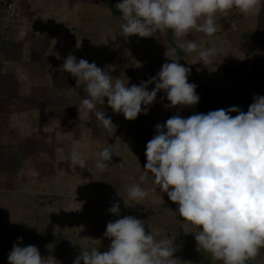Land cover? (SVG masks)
Here are the masks:
<instances>
[{"label": "rangeland", "instance_id": "374dc122", "mask_svg": "<svg viewBox=\"0 0 264 264\" xmlns=\"http://www.w3.org/2000/svg\"><path fill=\"white\" fill-rule=\"evenodd\" d=\"M91 1L94 6L83 7L80 9L82 13L80 10H74L70 4L62 5L59 2L60 8L55 7L50 22L42 19L45 13L40 11V6L37 7L45 0H0V39L10 38L17 31L22 35L18 45L20 57L12 59L17 62H12V69L9 70L5 61L0 59V191L8 190L14 185L21 187L25 183L31 185L34 192L44 191L45 196L60 195L64 199H56L53 204H64L68 207L67 211H62L61 214L52 212L57 215L58 220L48 222L47 218H43L39 227L43 235L62 239L59 253L57 247H50V250L48 248V251L56 250L57 254L51 255L55 256L53 258L57 261L56 264L64 262L61 259L64 251L70 255L67 260H74L81 249L90 251L97 248L100 252L106 251L110 245V240L103 235L106 225L124 215L143 220L146 231L157 234L158 239L172 235L174 246L177 248L174 253L176 264H222L221 261L213 260L209 254L197 251L194 234L184 232L187 229L175 211L177 205L168 199L166 193L160 192L153 183L151 174L141 185L148 191L147 198L142 204L126 206L131 203L127 189L138 182V177L143 171L146 164V143L156 134L155 125L164 123L173 114L164 108L154 114L150 107L147 114H142L146 120L144 126L150 130L148 131L140 128L139 116L134 120H126L122 113H113L105 98L102 110L111 118L115 131L105 129L94 116L89 122L79 119L75 104L85 98L86 94L83 93V85L78 86L76 78L60 70L64 60L71 54L77 60L83 58L89 63L94 62L105 74H109L107 70L110 71L111 68L107 60L114 57L113 54H119L115 48L112 49L111 45L108 46L104 42L106 34L87 27L89 20L86 16L91 15L89 12L102 14L103 21L108 19V12L104 13L108 0ZM228 13L224 16L230 23H234L236 19L244 21L250 18V14L242 15L235 9ZM217 22L222 21L217 18ZM121 23L116 18L113 25L116 30L114 39L120 45L124 40L120 35ZM234 25L244 33L242 38L246 42L243 46L231 44V52L225 55L227 59L222 61L216 55L208 66L200 62L194 68L197 83L208 84L210 90L217 94L214 105L205 107L200 90L196 87L195 91L200 99L195 106L182 107L181 110L188 111L187 114H182V117L232 106L245 111L253 102L254 95H264V47L259 48V52H253L251 43L250 50L247 51L248 43L256 42L262 28L258 26L254 30V25L249 30L248 25L243 22H236ZM221 29L223 27L217 26V30ZM164 35L166 33L159 39H163L165 45L169 44L170 39H165ZM131 37L141 41L144 39L149 55H159L161 47L157 37ZM199 37H194V41L200 44ZM263 37L264 34L257 41ZM208 39L210 37L202 40L203 46L209 47L206 45ZM211 44L216 47L218 41L211 40ZM172 45L173 43L170 44L171 48ZM130 47H134L133 44ZM154 59L155 57L152 60ZM188 78L189 83L194 82L190 80V76ZM129 79L130 82L127 81ZM123 81L131 86L137 85L138 80L128 76ZM46 85L51 90L46 89ZM65 91L68 95H65ZM164 96L161 91L160 99ZM164 102L169 103L167 100ZM75 143L82 146L89 158L85 168L77 167L73 171L69 168L68 157ZM109 146L113 154L107 162V170L104 173L89 171L88 168L93 167L96 153ZM75 174L82 178L81 182L79 181L82 194L78 183L73 180ZM115 202L120 205V216L108 211ZM40 214L36 213L38 216ZM33 228L35 226L19 227L24 229L23 231H31ZM63 234L66 235L63 237ZM168 239L171 240L170 237ZM254 264H264V248L260 250Z\"/></svg>", "mask_w": 264, "mask_h": 264}, {"label": "clouds", "instance_id": "9594fccd", "mask_svg": "<svg viewBox=\"0 0 264 264\" xmlns=\"http://www.w3.org/2000/svg\"><path fill=\"white\" fill-rule=\"evenodd\" d=\"M116 7L122 14L120 35L125 39L157 37L171 30L176 46L166 50L170 62L163 63L155 76L131 86L105 74L94 62L67 56L60 70L76 78L86 94L75 104L79 119L89 122L94 116L109 131H115V125L102 110L105 98L113 113H122L126 120L147 114L160 91L169 102L165 109L195 106L200 99L197 85L188 82L191 70L179 63L177 49L196 53L197 61L206 66L217 50L184 38L192 32L212 37L217 32V14L233 9L242 15L259 14L264 0H119ZM150 84L154 87L148 90ZM233 112L237 114L232 116ZM155 132L146 143V164L138 182L127 189L131 203L126 206L142 204L147 198L148 191L141 185L151 174L160 192L177 205L184 232L194 234L197 251L222 264L254 260L264 248V95H254L246 112L237 106L187 118L177 112L157 123ZM112 154L110 146L104 147L88 170L104 173ZM88 158L79 143L73 144L69 168H85ZM108 211L120 216L119 203ZM103 235L110 240L106 251L81 249L73 264H176L174 239H155L144 221L132 215L109 221ZM21 240L18 237L13 244L8 264H56L35 245L19 246Z\"/></svg>", "mask_w": 264, "mask_h": 264}, {"label": "crops", "instance_id": "0c3cea01", "mask_svg": "<svg viewBox=\"0 0 264 264\" xmlns=\"http://www.w3.org/2000/svg\"><path fill=\"white\" fill-rule=\"evenodd\" d=\"M27 1L33 2V0H27ZM34 1H36V0H34ZM59 2H61L62 5L63 4H65V5L70 4L69 6L74 7V10H80L87 5L90 6V8H92L94 6L93 2L91 0L90 1H87V0H45V2H41L37 6V7L40 6V11H42L46 14V16L44 14V16L42 18V19H44V21L48 20L51 22L52 14L54 12L55 7L60 8L58 5ZM65 2H67V3H65ZM118 2H119V0H113V7L115 9H118L116 7V4ZM110 3H111V0H108V2L105 4L106 12H104V13L108 12V14H107L108 19L106 21H103L104 19H102L103 18L102 14L98 13L97 15H95V12H89V14H91V15L86 16L89 20L87 27H90V28L92 27V29L95 28V29H97L96 30L97 32L99 30H101L100 31L101 34L102 33L106 34V38H105L104 42H106V44L108 46L111 45L112 49L115 48V50H117L119 53L118 56L113 54L114 57L112 56L110 59L107 60L108 64H110L109 67L111 68L110 71L107 70V73L110 72L109 74L112 76V78L117 77L119 79H121L122 75H123V78L121 80H123L125 77H128V76H130V78L136 77L138 80L137 85H139L141 81H147L150 77L155 76L156 73L160 70L161 65L163 63L170 62V60L165 56V52L167 49L171 48L170 44L173 43L172 47L176 46V40L173 36L172 31L168 30V31L164 32V33H166V35H164V38L166 39L168 37L170 39V41H168L169 44L165 45L164 40L159 39V37L164 33H160L157 37L158 42L160 41V47H161V50H160L158 56H151L147 53L148 49H147V46L144 45V41H143L144 39L141 41V39L137 40L136 38L131 37V36L128 37L127 39H125L123 37L124 38L123 44L120 45L114 39V34H116L115 33L116 30H115V27L113 25H114V21L116 18H117V20H120V22H122V20H121L122 14L114 13L113 10L109 6ZM43 4H45V5H43ZM75 5H77V7ZM78 6H79V8H78ZM31 7H32V9H34L33 5ZM80 12L82 13L83 11L80 10ZM93 15H94V17H93ZM224 15L225 14H217V18H219L222 22L216 23L217 26L220 25L221 27H223V29L217 30V32L215 33L214 36H212V37H210V39L206 40L207 41L206 45L209 47H214L213 44H211V40L214 41V39H215V41L216 40L218 41V44L215 47L217 50L216 55H218L222 59V61L224 58H226L225 55L229 54L231 52V44H233L234 46H237V45L243 46V43L246 42L242 38V34H244V33L242 31H240L238 29V27H236L234 25L236 22L245 23L246 25H248L247 27L249 30L252 29V27L254 25H255L254 30H256L258 26L260 28H262L261 33H259L258 38H256V40H255L256 42H249L248 43L247 51L250 50L249 46L251 45V43H252V47H253V49H252L253 52H255V51L259 52L261 47L263 49L264 37L260 41H257V40L259 39V37L262 34H264V8L261 9L259 14H250V18H248L244 21L242 19H236L234 21V23H230V21H228L226 19L227 17H225ZM242 18L244 19V17H242ZM259 19L261 22L259 21ZM110 20L112 22H109ZM198 35L200 36L198 38L200 45L202 47H206V46H203L202 40H205V38H208V37L205 36L203 33L192 32L187 37H185L184 40L185 41H187V40H193L194 41V37H196ZM2 39H5V38L2 37L0 39V59L5 61L8 69L10 70V68L12 69V66L16 62V60H15V62H13L12 59H16V58L20 57V55L18 54V50H19L18 45H19V41L22 40V35L20 36L19 31H17V33H15V32L13 33L12 37L7 38L3 41H2ZM111 39L113 41H111ZM131 44H133L134 47H130ZM260 44H261V46H259ZM179 52L182 54L181 56H179ZM176 55H178V58H180V60H179L180 64L190 68V70H191L190 75H189L190 80L194 81L193 83L195 85H197V88L199 85H203V86H206L209 89V91H211L208 84H205V83H202V84L199 83L198 84L197 83V80H196V77H197L196 74L197 73L196 72L194 73V68L197 65H199L200 62L197 61L198 56L196 55V53L185 54L184 52L177 50ZM154 57H155V59L152 60ZM186 59H188V60H186ZM23 61H25V60H23ZM12 62L14 64H12ZM186 62H187V64H186ZM218 64L220 66V63H218ZM119 73H121V75ZM199 74H200V71H199ZM188 80H189V78H188ZM127 81L130 82V79ZM152 87H154V85L150 84L148 86V90H151ZM45 88L51 90L50 88L47 87V85L45 86ZM200 94H201V92H200ZM160 96H161V91L157 93L156 101L150 106L152 108L151 110H154V114H157L158 112L165 109L163 107V105L166 104V102H164L166 100L164 99V101H163L162 99H160ZM33 102L35 103L36 100H34ZM142 107H143V105H142ZM162 108H164V109H162ZM165 110L171 112L173 115L176 114L177 112L180 115L187 114V112H188L186 110H181V108H177V107L168 108ZM142 114L143 113L138 114V116L140 117V120H141V122H138V123H140L139 125H140L141 129L148 130L144 126V124H145L144 121H146V120H144ZM184 118H185V116H184ZM148 131H150V130H148ZM0 155H1V150H0ZM81 179L82 178L79 177L77 174H75V177H73V180L74 181L76 180V183H78V185H77L78 189L81 190L80 194H82V192H83V190L80 186ZM32 184L34 185V183H32ZM33 190L34 189H32L31 185L23 183L21 187H19V186L16 187V185H14V186H10L8 188V190H4V191L1 190L0 191V264H8L7 256L9 254V252L11 251L13 244L17 243L18 237H22V240L18 242L19 246L23 247V246H27V245H35L39 249L40 254L42 256L46 257V259H50V257H48V256L52 255V253L57 254L56 250H52L53 248L57 247L59 249L58 253L61 251L60 244H62V239L60 240V238L49 237V236L43 235L42 230L41 229L39 230V227H41L40 226V220L43 218H47L48 222H52V220H58V218L56 219L57 215H53L52 212H59L60 213V212L65 211V210L67 211L68 207L64 204H63V206L53 204L54 200H56V199H58L59 201L64 200L63 198L60 197V195H53L54 197L52 195H51L52 197L51 196H45L44 191L34 192ZM36 213H41V214H40V216H38V215H36ZM34 226L36 229L33 228L31 231H29V229H27L26 231H23L24 229H19V227H34ZM152 234H154V233L152 232ZM65 235L66 234H63V237ZM171 236L172 235L167 236V239L169 237H170V239H172ZM154 238L157 240H160V238L159 239L157 238V234L154 235ZM64 241H65V238H64ZM48 245H50V246H48ZM46 247H47V249H46ZM50 247H52V249H51L52 251H48V248L50 250ZM76 252H78V251H76ZM62 253L63 254L61 256L62 257L61 259L64 262H60V263L61 264H73L74 260H72L71 258L67 260V258L70 257V255L67 254L68 252L64 251ZM52 257H55V256H52ZM72 257H74V254H72Z\"/></svg>", "mask_w": 264, "mask_h": 264}, {"label": "trees", "instance_id": "16d2710c", "mask_svg": "<svg viewBox=\"0 0 264 264\" xmlns=\"http://www.w3.org/2000/svg\"><path fill=\"white\" fill-rule=\"evenodd\" d=\"M109 6L113 10L114 13L121 14V12L118 9H115L113 7V0H111V3ZM181 55L182 54L179 52V56H181ZM198 89L200 90L201 95H202V99L205 102V107L213 106L215 103V100L217 98V96H216L217 94L215 92L209 91V89L203 85H199ZM241 110L244 111L243 109H241ZM247 110H248V108L244 112H246ZM236 114L237 113L233 112L231 115L235 116ZM254 260L247 261L246 264H254Z\"/></svg>", "mask_w": 264, "mask_h": 264}]
</instances>
